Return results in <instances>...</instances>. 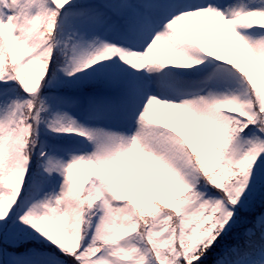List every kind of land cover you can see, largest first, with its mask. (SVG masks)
Returning a JSON list of instances; mask_svg holds the SVG:
<instances>
[{"label":"rangeland","instance_id":"obj_1","mask_svg":"<svg viewBox=\"0 0 264 264\" xmlns=\"http://www.w3.org/2000/svg\"><path fill=\"white\" fill-rule=\"evenodd\" d=\"M175 2L171 1L173 7ZM188 2H192L193 7L173 11L165 25L155 27L152 23V35L141 39V45L134 46L124 40L125 37L100 25L91 15L71 26L79 38L73 45L69 61L56 75V81L92 67H97V72L117 70L123 75L125 69L144 63L152 78L136 77L126 84L131 91L138 92L135 96L138 104L134 102V108L128 105L133 111L127 118L117 114L112 105L102 110L105 115L89 118L82 113L83 105L79 100L70 102V98L56 96L54 124L89 139H84L85 144L80 148L54 147L48 151L47 163L41 166L51 174L50 178H40L36 169L26 167L22 153L25 126L17 124L22 100L12 89L0 91V220L10 207L14 216L7 233L2 235L0 231V238L8 242L26 226L41 233V240H38L29 232L28 235L36 237L28 242L33 245L26 246L27 254L13 252L10 264L79 262L80 256L63 254L64 249L73 248L76 236L82 245L89 226L94 238H86L91 244L97 246L99 240L109 242L103 251H94L93 257H98L99 264H155L146 254L128 199L133 197L149 206L153 196H165L172 189L179 192L195 182V172L182 146L170 133L158 128L156 122L169 124L174 117L180 116L196 133L201 148L210 159L214 144L225 134L228 115L224 110L235 106L244 108L248 100L244 83L223 66L213 68L202 88L185 92V96L175 92L168 94V89L176 87L186 76L166 67L164 62L190 73L195 72L196 66L208 62L199 50L187 43V36L181 32L194 35L208 50L210 47L205 44L213 38L214 29L219 31L222 43H237L241 50L249 48L254 66L253 80L258 87L264 88V31L251 34L244 27L247 18L264 20V0ZM138 4L141 8L136 7L141 14L149 15L145 9L154 10L147 0H138ZM37 5L35 0H0V31L5 32L2 37L6 40L4 44L0 36V70L5 50L10 53L9 57L17 58V67L22 72L35 65L38 21L51 12L48 6L40 10ZM145 22L149 23L150 18L145 17ZM157 48H161V56H155ZM36 109L37 104L33 115ZM258 142L255 136H249L243 144L245 153L254 155ZM89 173L95 175L91 181L98 184L91 200L97 198L100 202L94 224L83 218L77 194L84 183L92 184L86 180ZM35 187L37 190L33 192ZM204 197L200 205L184 203L176 233L189 226L202 206L210 203V196ZM168 223L169 219H156L148 237L154 233L161 241L168 242L171 237ZM44 241L58 246L52 243L50 247ZM83 247L85 251L92 250L85 244ZM249 264H264V251Z\"/></svg>","mask_w":264,"mask_h":264},{"label":"trees","instance_id":"obj_2","mask_svg":"<svg viewBox=\"0 0 264 264\" xmlns=\"http://www.w3.org/2000/svg\"><path fill=\"white\" fill-rule=\"evenodd\" d=\"M35 1L40 10L47 6L51 10L45 19L38 21L35 34L37 61L27 72H22V69L17 67L15 61L17 58L9 57L10 53L5 50L0 70V91L12 89L22 100L17 124L25 126L22 153L26 167L36 169L40 178L46 179L50 178L51 174L46 173L41 165L47 163L45 155L48 151L54 147L71 150L72 147H78L82 140L89 139L70 130H62L54 124L56 96L73 99L76 89L83 86L91 87L94 90L84 97L86 109L97 107L96 101L102 97L106 103H112L117 114L127 118L132 110L127 103L134 99L132 96H136L137 92L131 91L126 84L132 78L143 76L152 78V75L147 71L148 65L144 63L125 69L123 75L117 70L109 72L105 69L97 72V67H92L59 82L56 81L61 69L70 59L73 45L78 41L79 36L72 28L78 19L91 15L98 19L100 24H106L113 31L120 32L125 40L132 41L139 39L140 32L148 31L149 28L139 17L141 13L137 7L132 6L133 3L137 4L138 0ZM147 2L152 4L154 10L148 9L151 14L142 16H150L152 23H156L161 15L170 13L168 7L170 0H163L162 3L159 0ZM177 2L175 5L177 7L188 3L187 0ZM119 14L125 15L127 19L117 20L115 16ZM108 21H111V24H108ZM173 23L176 25L175 21ZM244 27L258 33L264 30V20L247 18ZM181 33L187 36V43L199 50L208 62L196 66L195 72L192 73L164 62L166 67L176 69L181 75L186 76L185 79L178 81L176 87H170L168 94L174 92L183 94L191 89L202 88L213 68L223 66L244 83L248 100L244 108L235 106L224 110L228 115L225 134L214 144L210 159L201 148L196 133L180 116L174 117L177 124H174V121L169 124L156 122L158 128L170 133L175 142L182 146L195 172V182L179 192L172 189L165 196H153V202L149 206L129 196L128 202L134 209L133 220L144 243L146 254L155 264H235L239 260L251 262L264 250V88L258 87L253 80L254 66L249 48L241 50L237 43H222L217 29L213 30V38L205 44L210 50L204 48V44L197 41L194 35L183 31ZM3 34L5 35V32L0 31L3 43L6 44ZM69 34L72 42L68 43ZM155 54L161 56V48H157ZM134 102L137 103L136 97ZM135 103L131 106L135 107ZM36 104L38 109L33 115ZM86 109V112H90ZM35 125L38 126L37 130ZM249 136H255L259 140L254 155H248L244 151L243 144ZM92 178V173H89L86 180L91 181ZM91 183L93 187L86 182L78 189L77 194L83 218L94 224L100 202L97 198L91 200L95 197L92 193L98 185L92 181ZM36 190L35 187L33 192ZM208 195L210 203L202 206L198 216L189 226L176 233L180 224L179 218L183 216L184 203L200 205V200ZM12 213L10 207L9 212L0 220L2 235L7 233L14 219ZM158 218L169 219L171 237L168 242L161 241L154 233L148 237L152 223ZM28 227L19 230L8 242L0 238L2 264H10L13 252L27 254L26 246L33 245L31 242L28 243L29 241L35 240L36 237L41 240L39 238L41 233ZM86 231L82 245L85 244L86 248L92 250L85 251L76 236V244L73 248L69 247L71 250L64 249L63 254L80 256L79 259L82 260L78 259L79 262L71 264H99L98 257H93V254L103 251L109 245V242L101 240L97 241V246L96 243L91 244L87 238H94L92 228L89 226ZM29 232L36 237L28 235ZM45 243L52 247L53 242Z\"/></svg>","mask_w":264,"mask_h":264},{"label":"bare ground","instance_id":"obj_3","mask_svg":"<svg viewBox=\"0 0 264 264\" xmlns=\"http://www.w3.org/2000/svg\"><path fill=\"white\" fill-rule=\"evenodd\" d=\"M67 40H68V43H69V42H72V39H71V35H70V34H69V37H68Z\"/></svg>","mask_w":264,"mask_h":264}]
</instances>
